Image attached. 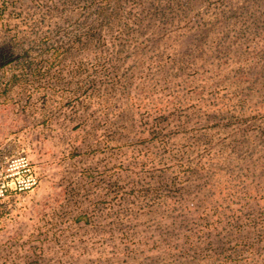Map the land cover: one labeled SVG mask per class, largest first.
I'll return each instance as SVG.
<instances>
[{"label":"rangeland","instance_id":"obj_1","mask_svg":"<svg viewBox=\"0 0 264 264\" xmlns=\"http://www.w3.org/2000/svg\"><path fill=\"white\" fill-rule=\"evenodd\" d=\"M0 264H264V0H0Z\"/></svg>","mask_w":264,"mask_h":264},{"label":"built area","instance_id":"obj_2","mask_svg":"<svg viewBox=\"0 0 264 264\" xmlns=\"http://www.w3.org/2000/svg\"><path fill=\"white\" fill-rule=\"evenodd\" d=\"M23 179L17 181L20 191H30L33 190L38 185V178L32 174L30 164L25 159L22 160V169ZM4 190L2 189L1 192Z\"/></svg>","mask_w":264,"mask_h":264}]
</instances>
